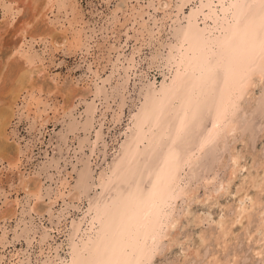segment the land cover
Returning <instances> with one entry per match:
<instances>
[{
	"label": "bare ground",
	"instance_id": "bare-ground-1",
	"mask_svg": "<svg viewBox=\"0 0 264 264\" xmlns=\"http://www.w3.org/2000/svg\"><path fill=\"white\" fill-rule=\"evenodd\" d=\"M190 1L169 0L176 9L170 37L149 55L162 79L143 81L137 87L128 123L110 153L102 151L100 170L94 174L81 157L69 180L61 181L64 191L58 196L63 201L70 194L78 202L86 198V208L81 218L66 224L64 252L57 253L55 247V256L38 264H154L157 255L174 247L177 257L166 264H264V141L256 148L264 138V0H198L183 13ZM11 2L26 8L31 21L39 14L44 19L53 9L71 14L60 40L54 37L55 29L42 34L59 48L82 49L70 0ZM141 27L145 29L146 23ZM147 32L144 40L150 43L152 34ZM133 53L124 58L125 65L113 64L110 75L90 89L94 97L104 100L118 97V110L112 115L115 122L123 113ZM18 58L21 64L12 65L7 58L0 68V159L11 168L20 163L18 154L9 155L7 142L15 106L24 94L21 115L34 125L45 112L40 104L46 105L34 95L43 87L32 78L34 55L22 49ZM5 65L8 71L3 74ZM119 70L112 85L110 76ZM106 82L111 84L109 90ZM58 93L66 96V103L59 106L61 111L55 109V118H66L78 94L72 87ZM92 115L93 107L86 103L80 121L69 119L49 139L48 144L55 140L53 152L78 128L84 133L78 149L89 142ZM92 139V145L100 139L99 130ZM53 161L54 157L50 164ZM16 179L28 205L33 203L29 209L42 214L37 208L42 186L30 187L22 173ZM201 188L204 192L199 195ZM15 213L13 208L1 218ZM49 221L53 222L52 214ZM204 222L209 228L201 227ZM179 226L199 230L181 237L176 233ZM26 234V225H18L13 238ZM44 239L42 234L40 241ZM14 256L18 264L29 261L20 253Z\"/></svg>",
	"mask_w": 264,
	"mask_h": 264
},
{
	"label": "rangeland",
	"instance_id": "rangeland-1",
	"mask_svg": "<svg viewBox=\"0 0 264 264\" xmlns=\"http://www.w3.org/2000/svg\"><path fill=\"white\" fill-rule=\"evenodd\" d=\"M70 1L75 5L78 20L74 27L82 34V49L78 50L59 48L58 44L51 43L50 37H44L45 34H42L44 30L55 29L54 37L60 40L62 31L69 27L68 20L71 19V14L57 13L56 9H53L47 11L44 19L39 14L31 21L30 12L26 8L11 0H0V68L7 58L12 65L21 64L19 52L22 49L29 50L35 59L32 78L35 83L48 90L44 92L42 87L41 93L34 91L37 98L46 102L45 107L40 104L39 108H45V112L38 122L31 125L30 120L21 115L23 94L15 106L16 114L7 129L9 155L12 157L18 154L20 163L18 168H11L5 160L0 159V264H18L14 256L18 253L20 257L25 256L29 259L27 264H38V260L54 257L55 247L57 253L64 252L65 243L61 242L64 239L66 224L71 219L78 220L83 216L86 198L78 202L70 194L64 195L63 201L61 195L58 196L61 190L64 191L61 181L69 180L73 165L81 157L88 161L91 169H94V174L100 170L102 151L110 153L119 132L128 123L129 112L134 109L137 87L143 81L157 83L162 79L160 68L150 64L149 55L170 37L168 33L176 9L169 0ZM197 1L191 0L184 7L183 13ZM3 4L9 9L8 13L4 12ZM178 18H181L180 14ZM142 22L146 23L143 30ZM148 29L152 34L150 43L144 40L148 39ZM133 51L135 62L128 70L129 79L124 92L123 113L119 122H115L112 115L118 110V97L112 96L104 100L102 97H94L90 89L94 83L100 84L102 79L110 75L113 64L120 67L124 62L125 65L124 58ZM7 71L8 66L5 65L2 72L4 74ZM120 72L121 70L110 76L112 85ZM105 84L106 90H109L111 84L108 82ZM71 87L78 96L72 100L73 105L66 118L56 119L58 114L55 113V109L60 110L59 106L66 103V96L61 97L58 90L66 93ZM86 103L93 107L92 128L87 137L89 142L78 149V141L84 137L83 130L78 128L68 133L65 141L59 142V147L53 152L55 140L48 144L49 139L59 132L69 119L80 121V113ZM41 123L43 125H40ZM95 130L100 131V139L92 145L90 142L93 140ZM260 139L256 144L257 149L261 148L264 141V138ZM241 146L242 143H237L238 148ZM52 157L55 158V162L50 164ZM20 173L24 175L30 187L39 184L42 186V196L37 201V208L42 214L29 209L33 203L28 205L23 190L18 188L19 180L16 178ZM203 192L201 188L198 194L201 195ZM220 201L224 202L225 198H221ZM13 208L15 215L1 218L3 213ZM194 209L202 212L200 206H195ZM217 211L218 208L213 211V216H216ZM50 214L53 215V222L49 221ZM24 224L27 234L14 239L16 226ZM81 227L82 229L85 227V221L81 223ZM201 227L209 228V225L204 222ZM197 230L199 227L196 226H188L185 229L179 226L176 233L183 237L186 232ZM42 234L45 235V239L41 242ZM177 252L176 247L164 251L156 256L154 264H166L177 257ZM46 264L50 262L47 261Z\"/></svg>",
	"mask_w": 264,
	"mask_h": 264
}]
</instances>
